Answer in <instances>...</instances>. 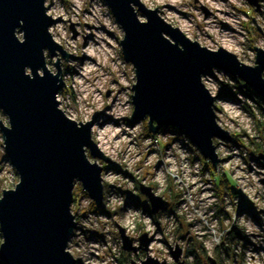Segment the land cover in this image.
<instances>
[{
    "label": "clouds",
    "instance_id": "obj_1",
    "mask_svg": "<svg viewBox=\"0 0 264 264\" xmlns=\"http://www.w3.org/2000/svg\"><path fill=\"white\" fill-rule=\"evenodd\" d=\"M66 3L71 7H66ZM251 3L255 6L257 12L255 24L260 29H264V23L260 22V14L264 12V7H262L264 0H255V2L251 0ZM248 6V0H198V3L195 0H155L154 3L149 2V0H128V7L139 24L147 25L150 23L148 16L143 14V19H141L138 15L137 8L141 12L142 7L147 12H154L160 22L172 31L178 32L189 43L195 44L200 49L213 55H219L220 53L229 55L241 68L256 70L260 68L261 54L264 53V42L258 43L255 50L247 54L252 56L253 64H246L239 57L243 49L241 42H247L245 39L246 32L242 30L241 26L244 17L239 10ZM43 8L46 18L53 21L47 27V33L56 46H60L63 40L70 45L74 52L77 41L84 43L79 36L76 40L70 37L67 30L70 24L79 25L83 23L88 25L89 27L83 29V33L92 37L87 40L86 46L80 50L83 57H78L75 62L68 61V70L64 69L60 62H57L55 55L52 56L53 63L50 65L48 63L50 49H42L44 67L37 69L36 74L44 78L46 70L49 75L62 82L63 87L64 77L68 75L72 79V87L76 89L75 103H71L70 99L64 100L60 95V91L55 93L54 99L58 104V111L69 122L75 123L77 129L90 126L89 139L101 154L100 157H111L118 162L115 150L110 151V149L112 144L119 145L121 139L126 143L127 151L135 152L137 157L142 156L144 151L151 153L152 146L155 144L157 154L155 156L150 155L149 158L154 164H159V168H154L152 178L155 181H161V178H163V182L159 183L157 189L154 190L153 199H159L162 192H168L169 196L175 194L186 213V221L193 226V233L201 239L204 247L209 250V255H212L217 248H223L228 242L229 234L235 229L240 237L250 245L244 251L243 264H264V214L257 208H252L250 211L243 208L232 210L222 226L218 220L213 218L215 206L219 203L217 192L209 190L211 185H206L203 182L201 163L193 158L192 149L198 147L184 134H177L172 131H154L158 128V123L154 122L150 115L146 114L143 119L134 124L129 123L134 119L136 112L133 99L136 93L133 89L138 84V76L135 65L125 61L123 42L127 37V32L118 22L112 8L105 3V0H43ZM181 12L189 13V15L186 18L177 16V19H182L183 24L192 29V32L170 23V18ZM197 18L202 22L203 27L196 23ZM23 23V21H20L21 26H23ZM117 32L120 34L119 40L113 35ZM212 33L226 37L231 49H223L221 46L214 44L211 40ZM14 36L19 43L26 42V34L20 28L15 29ZM161 36L169 44L178 47L180 51H184V45L182 43L178 44L177 40L167 32H161ZM201 39L207 40L208 46L198 43ZM66 54L72 55L73 53L66 52ZM101 54H103L105 60L103 65L99 63ZM128 66H131L130 76L124 71ZM72 68L76 69L74 73L71 72ZM105 69H109V71H105ZM112 71L118 74V79H113ZM222 72V69L213 66L209 73L202 74L199 77V81L212 100L210 112L213 115L214 126L221 132L231 136L232 132L230 130L239 131V128L235 124H229L228 130H226L217 118L219 110L216 107L218 103L216 97L220 95L222 88L226 87L227 83L224 76L221 75ZM24 74L30 79L35 78L30 67H25ZM227 75L231 77L229 74ZM237 78L241 77L237 76ZM259 78L264 82V71L260 72ZM206 81L213 85V91L210 92L206 86ZM105 96L109 97L107 104L105 103ZM245 96L242 93L236 100L221 99L219 103L230 113H234L235 117L239 118L240 123L248 127L250 135L256 139V134L252 132V119L242 106ZM248 100H257L264 103V100L258 96L248 97ZM65 104H70V106L66 109ZM144 121L149 122L147 132L142 130ZM0 125L7 131L12 130L11 117L5 114L3 108H0ZM137 133H139V136H137ZM147 133L160 135L166 141L171 138V142L166 143V146L160 149L158 141H154L153 136ZM136 139H142V143H134ZM217 139L220 140L219 144L214 143ZM256 142L261 143L262 141L257 139ZM209 145L212 150L210 156H206L198 149L210 161H216L218 175H224L225 162L218 159L221 152L225 157L230 158L231 171L234 174L237 176L248 175L249 165L246 163V152L242 154L236 147L229 148L227 142L222 137H217V135L209 137ZM7 147V137L4 131H0V164L14 169L16 174V169L12 163L4 159L7 154ZM89 150L92 154L91 148L87 145L82 147L87 163L99 169L98 182L101 188V200L97 201L85 186L83 180L73 178L70 192L71 203L68 211L73 218L72 223L75 227L71 229V235L64 247V253L71 257L72 264H114L112 256L107 253V245L111 241V236L105 235L104 244L91 238L93 233L101 234L96 232V228L99 227L101 222L104 223L106 232L111 231L110 225L119 229L121 233L125 234L124 239L127 244L133 248H140L143 244L150 255H155L157 249L164 252L168 264H173L174 260L181 261L180 252L184 247V243L174 235L175 220H170L169 227L166 229L168 232L173 233L168 241L172 246V252L171 255H168V249L161 243L163 239L162 230H159V225L154 223L153 216L140 208L125 206L126 199L123 195L112 197V200L119 201L124 206L123 215L119 219L113 216H104L103 213L97 212L101 205L104 206L105 180L113 173L111 170H107L106 173L102 174L101 167L89 158ZM127 151L125 156H127ZM92 156L97 157L93 154ZM262 178L264 177H257L253 174L251 180L256 181L255 184H249L247 181H241V183L246 184L249 191L260 187L261 191L264 192V187L258 183L259 179ZM168 180L173 183L168 184ZM20 183L21 177L19 176V183L11 191H14ZM75 184L84 185L86 193L82 194L78 208L74 204L73 197V186ZM201 189L203 190L200 191ZM5 191L0 192V201L5 199ZM82 213V223H77L76 217ZM131 218H136V222L133 223ZM134 233H144L145 235L142 240L129 238ZM5 243L6 239L2 225H0V248ZM113 251L115 252L116 249L113 248ZM177 251L179 252L178 257L175 255ZM188 259L192 260V257L189 256ZM226 264H231V262L228 261Z\"/></svg>",
    "mask_w": 264,
    "mask_h": 264
},
{
    "label": "water",
    "instance_id": "obj_2",
    "mask_svg": "<svg viewBox=\"0 0 264 264\" xmlns=\"http://www.w3.org/2000/svg\"><path fill=\"white\" fill-rule=\"evenodd\" d=\"M105 3L127 32L123 42L125 61L133 63L137 71L138 84L133 89L136 93L134 119L150 115L158 123L154 131L167 127L180 130L210 156L209 137L217 135L229 141L230 136L214 126L210 112L212 100L199 77L215 66L226 75L240 76L238 80L263 98L264 82L259 76L264 71V53L260 68H241L229 55H213L189 43L160 22L154 12L142 7L140 12L137 8V13L150 20L149 24L141 25L128 7V0H105ZM44 12L43 0H0V108L11 117L12 123L11 131L3 129L2 125L0 131L7 137L6 156L18 177L13 188L1 189L5 191V199L0 201V225L6 239L0 248V261L4 264H72L64 247L75 227L68 211L73 178L83 180L97 201L101 200L99 169L87 163L82 151L87 145L94 156H101L90 142V126L77 129L75 123L58 111L54 96L62 82L46 70L44 78L36 74L37 69L44 67L42 49H50V56L60 51L66 58V52L56 46L47 33L53 21L46 18ZM20 21L24 22L23 26ZM16 28L25 32V43L15 39ZM256 28L260 31L257 25ZM161 32H167L178 44L182 43L184 51L165 41ZM252 47L255 50L256 47ZM25 67L32 69L34 79L24 74ZM146 123L148 126L149 122ZM198 148V153L215 165L216 161H210ZM92 154L89 150V155ZM257 157L264 162L263 153H258ZM99 159L110 161L104 157ZM18 175L21 183L11 191L19 183ZM80 185L85 191L84 185ZM138 189L148 200L152 213L168 206L161 196L153 199L155 194L149 186L138 184ZM117 231L122 248L134 250L124 239L125 234ZM144 235L140 234L137 240H142ZM141 246L147 250L143 244ZM175 255L178 257L179 252ZM139 264L168 263L147 255ZM173 264L185 263L174 260Z\"/></svg>",
    "mask_w": 264,
    "mask_h": 264
},
{
    "label": "rangeland",
    "instance_id": "obj_3",
    "mask_svg": "<svg viewBox=\"0 0 264 264\" xmlns=\"http://www.w3.org/2000/svg\"><path fill=\"white\" fill-rule=\"evenodd\" d=\"M149 2H155V0H149ZM198 3V0H195ZM249 6L247 8L239 10L243 15L244 19L242 20V30L246 32V43L243 41V49L239 54L240 60L246 64H253L254 60L251 55H247L249 52L253 51V46L256 47L258 43L264 42V29L256 28L255 20L257 17V12L255 6L251 4L249 1ZM66 7H71L66 3ZM264 7V5H262ZM159 11V8L157 9ZM206 11V10H205ZM141 19H143V15L139 14ZM189 13H177L176 15L170 18V23L177 27H184L186 31L192 32V29H189L187 25L183 24L182 19H177V16L187 17ZM252 17V19H251ZM260 22L264 23V12L260 14ZM196 23L203 27L202 22L199 18L196 19ZM258 26V25H257ZM89 27L83 23L76 25L70 24L67 28L70 37L73 40L79 36L83 40L87 38L83 33V29ZM228 27V26H226ZM259 27V26H258ZM78 29H80L78 31ZM111 35V34H109ZM115 38L119 40L120 34L113 33ZM90 39L92 37L88 36ZM89 40V39H87ZM211 40L214 44L223 47L224 49H231V45L228 42L226 37H222L217 33H212ZM198 43L208 46V41L201 39ZM84 43H80L77 41V47L73 52L70 45L65 43L63 40L61 42L60 48L64 52H72V55H67L64 59L61 56L60 51H57L55 56L58 57L57 60L62 64V67L66 70L69 69L68 61L71 60L75 62L78 57L82 58V52L80 51L83 48ZM119 50L117 49V52ZM246 57V58H245ZM127 62V61H126ZM48 63L51 65L53 63L52 56L49 55ZM99 63L103 65L105 63L104 56L101 54L99 56ZM131 66H128L124 69V71L130 76ZM105 71H109V69H105ZM210 70L204 72L209 73ZM113 79H118V74L115 71L111 72ZM226 80V87L222 88L220 95L216 97L218 101L216 107L218 108L217 118L220 124L224 126L226 130H228L229 124H235L239 131L235 129H231L232 135L230 136V140L226 141L229 148L236 147L240 150V152L247 153L246 163L249 165V172L247 176H237L231 171L230 158L224 156L223 152L219 154L218 159L220 161H224V175H227L232 182V184L236 187V190H230L228 187H224L219 189L214 183V177L217 174L216 163L212 165L211 168L207 167L206 159L202 157L201 154L198 153L196 147H193V158L197 159L201 163V176L203 178V182L206 185H211L209 190H215L218 195L219 203L215 206L214 216L213 218L218 220L220 224L223 226L224 221L228 218V214L232 210H239L243 208L245 210L250 211L252 208H257L262 214H264V192L261 191L260 187L254 188L252 191H249L246 184L241 183V181H247L249 184H255L256 181L251 180L253 174L257 177H264V162L257 157L258 153L264 154V103H260L257 100H248L253 97H260L256 92V95L252 94V91H248L244 86H246L243 81L236 79L235 77H229L228 75L221 73ZM68 75L64 77V87L58 89L60 91V95L64 100H69L71 103H75L76 101V89L72 87V81L68 78ZM234 79V80H233ZM206 86L209 88L210 92L214 90L213 85L210 82L206 81ZM79 87V86H77ZM248 87V86H247ZM249 88V87H248ZM57 91V92H58ZM246 95L244 97L243 108L247 112L248 116L252 119V132L256 134V139L250 135L248 127L241 124L238 117H235L234 113H230L226 110L222 104L219 103L221 99L223 100H236L237 97L242 95ZM248 96V97H247ZM262 98V97H261ZM105 103L109 99L108 96H105ZM264 99V97H263ZM58 105V104H57ZM70 104H65V108L67 109ZM139 120L134 119L129 121L130 124H134ZM146 121L142 123V130L146 132ZM157 131L161 132H175L177 134H184L180 130H176L175 128L167 127L166 129H158ZM150 136H153L154 141H158L160 149H163L166 146V143L171 142V138L168 141L165 140L164 137L160 135H155L152 133H147ZM130 135V134H129ZM139 136V133H137ZM259 139L262 142L257 143L256 140ZM136 144H141L142 139H136L134 141ZM214 143L219 144L220 140L217 139ZM115 150V153L118 157L117 160L110 159H99L89 155V158L95 161L103 170L102 174L106 173L107 170H111L113 173L112 176H108L105 180L104 187V206L101 205L100 208L97 209V212L103 213L104 216H113L116 219H119L120 216L123 215V207L119 201L112 200L113 196L120 197L123 195L126 199L125 206H131L133 208H140L144 212H147L149 215L153 216L154 223L159 225V230H162L163 239L161 243L164 244L165 248L168 249V255H171L170 249L172 250V246L168 243L169 239L173 236V233L168 232L166 229L169 227V221L175 220L176 227L174 235L178 237L180 241L184 243V247L181 250V260L184 261L185 264H209L208 259L215 264H226V262L230 261L231 264H243L244 251L250 245H248L241 237L240 234L233 229L229 234L228 242L223 248H217L212 255H209V250L206 249L200 238L196 237L192 231V225L189 224L186 219V213L184 212L180 200L177 198L175 194L169 196L168 192H162L161 198L165 199L168 202V206L164 209H159L158 212L152 213L149 210L148 200L146 197L140 192L138 189V184H142L144 186H149V188L154 192L157 189L158 184L163 182V178L161 181H155L152 177L154 176V168H159V164H154L153 161L149 158L151 156H155L156 146L153 144L152 152L144 151L142 156L137 157L135 152L127 151V145L123 139H121L120 144H112L110 151ZM127 151V156H125V152ZM5 160L7 156L4 157ZM259 169V171H257ZM17 174V173H16ZM14 172V169L10 168L7 165L0 164V192L1 189L13 188L17 181V175ZM218 175V174H217ZM171 180H168V184H172ZM259 185L264 187V178L259 179ZM201 189L200 191H202ZM82 194H86L85 191L81 189L80 184H75L73 186V197L74 204L76 207H79V201ZM155 194V192H154ZM82 216L78 215L76 217L77 223H82ZM133 223L136 222V218H131ZM111 231H105V225L103 222L100 223L99 227L96 228V232L101 233L99 235L93 233L92 239L96 241H100L102 244L105 243V235L111 236V241L107 245V253L110 254L114 260V264H139L141 260L145 259L147 255L152 256L157 259L159 262L164 261L167 262L165 258V253L161 250H155V255H150L149 251H144L142 246L140 248H135L134 250H124L122 248V244L120 243V235L118 234L117 228L115 226H109ZM142 234V233H140ZM140 234H132L130 238L133 240H137ZM206 239V237H205ZM113 248L116 251H113ZM79 255V254H77ZM191 256L192 260H189L188 257ZM174 263V262H173ZM0 264H4L0 261Z\"/></svg>",
    "mask_w": 264,
    "mask_h": 264
},
{
    "label": "trees",
    "instance_id": "obj_4",
    "mask_svg": "<svg viewBox=\"0 0 264 264\" xmlns=\"http://www.w3.org/2000/svg\"><path fill=\"white\" fill-rule=\"evenodd\" d=\"M248 91H252L250 88H248L247 86H244ZM255 91L253 90L251 93L256 95V93H254ZM261 98V97H260ZM262 100H264L263 98H261ZM146 132H147V125H146ZM207 167L211 168L212 165L206 161ZM214 183L215 185L219 188L222 189L225 186L228 187L230 190L235 191L236 187L232 184V182L230 181L229 177L227 175H225L224 177L222 175H215L214 177Z\"/></svg>",
    "mask_w": 264,
    "mask_h": 264
},
{
    "label": "bare ground",
    "instance_id": "obj_5",
    "mask_svg": "<svg viewBox=\"0 0 264 264\" xmlns=\"http://www.w3.org/2000/svg\"><path fill=\"white\" fill-rule=\"evenodd\" d=\"M87 39H90V38H89L88 36H87V38H84V40H83V41H84L83 47H85V46H86ZM82 57H83V53H82ZM75 71H76V69H75V68H72V69H71V72H73V73H74ZM67 78H68L70 81H72V79H71V77H70V76H68ZM72 83H73V82H72Z\"/></svg>",
    "mask_w": 264,
    "mask_h": 264
}]
</instances>
